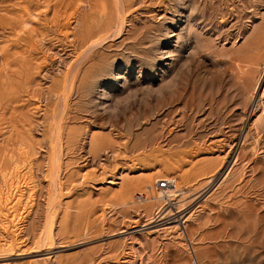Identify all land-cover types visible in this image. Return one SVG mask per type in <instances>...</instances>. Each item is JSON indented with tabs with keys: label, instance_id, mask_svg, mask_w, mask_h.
Listing matches in <instances>:
<instances>
[{
	"label": "rangeland",
	"instance_id": "1",
	"mask_svg": "<svg viewBox=\"0 0 264 264\" xmlns=\"http://www.w3.org/2000/svg\"><path fill=\"white\" fill-rule=\"evenodd\" d=\"M0 264H264V0H0Z\"/></svg>",
	"mask_w": 264,
	"mask_h": 264
},
{
	"label": "built area",
	"instance_id": "2",
	"mask_svg": "<svg viewBox=\"0 0 264 264\" xmlns=\"http://www.w3.org/2000/svg\"><path fill=\"white\" fill-rule=\"evenodd\" d=\"M171 185L172 181L168 179H160L155 183V189L160 190L162 193H166Z\"/></svg>",
	"mask_w": 264,
	"mask_h": 264
},
{
	"label": "bare ground",
	"instance_id": "3",
	"mask_svg": "<svg viewBox=\"0 0 264 264\" xmlns=\"http://www.w3.org/2000/svg\"><path fill=\"white\" fill-rule=\"evenodd\" d=\"M120 4H121V3H120ZM121 12H122V11H121ZM117 13H118V12H117ZM121 16H122V15H121ZM70 70H71V69H70ZM173 99H174V98H173ZM255 121H256V120H255ZM255 123H256V122H255ZM207 167H208V166H207ZM209 170H210V169H209ZM203 171H204V170H203ZM203 171H202V172H203ZM208 172H209V171H207V172L205 171L206 174H209ZM210 176H211V175H210ZM210 176H209V179H211ZM209 179H208V180H209ZM168 180H169V179H168ZM157 181H158V180H157ZM170 181H172V180H170ZM170 192H171V191H170ZM166 193H167V194L169 193V189L166 191ZM166 193H164V194H166ZM170 194L172 195L173 192H171ZM174 195H175V194H174ZM168 196H169V195H168ZM152 223H153V222H152Z\"/></svg>",
	"mask_w": 264,
	"mask_h": 264
}]
</instances>
